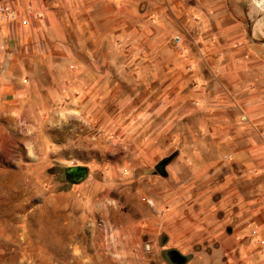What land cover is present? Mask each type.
<instances>
[{"label": "rangeland", "instance_id": "obj_1", "mask_svg": "<svg viewBox=\"0 0 264 264\" xmlns=\"http://www.w3.org/2000/svg\"><path fill=\"white\" fill-rule=\"evenodd\" d=\"M248 4L259 36L245 48L263 51L264 0ZM2 6L15 18L0 10V23L27 29L51 12L70 49L58 50L47 35L22 39L16 29L0 39V264H179L172 251L185 258L181 264H264V232L193 228L205 200L202 217L221 220L217 202L228 193L204 182L185 187L191 176L183 167L180 178L168 172L177 156L188 166L186 152L199 141L161 132L168 121L182 132L184 119L194 128L199 90L218 94L211 57L239 44L218 43L217 29L203 27V13L188 0ZM171 75L184 81L183 92L167 106ZM238 241L257 244L249 262L240 249L227 250Z\"/></svg>", "mask_w": 264, "mask_h": 264}, {"label": "crops", "instance_id": "obj_2", "mask_svg": "<svg viewBox=\"0 0 264 264\" xmlns=\"http://www.w3.org/2000/svg\"><path fill=\"white\" fill-rule=\"evenodd\" d=\"M188 1L192 11L203 13V27L217 29L213 33L218 43L239 46L222 56L216 54L211 57L215 66L218 94L211 97L205 89L199 90L197 96L203 102L199 103V116L193 121L194 128L189 127L185 119L182 132H174V121H168L167 126L161 128V132L173 134L178 139H189L195 143L199 141L198 145L190 147L186 152L191 159L188 166L180 165V158L177 156L168 163L167 171L180 178L177 170L183 167V171L189 172L191 176L190 180L184 181L185 187H200L199 184L204 182L228 193L217 202L218 210L224 211V217L219 221L212 212L202 217L199 208L205 206L206 211L209 201L205 200L194 209L196 215L193 228L197 232L210 231L220 235L224 232L232 236L241 232H264V50L247 51L245 48L248 41L255 43L254 37L259 36V31L255 29L257 25L253 24L254 10L249 6L248 0ZM46 17L48 20L38 21L32 29H27L22 24L10 26L0 23V39L11 29H16L22 39L30 34L47 35L50 39L52 37L58 40V50L68 51L70 48L65 44L62 22L51 12ZM246 29H252L248 35L245 34ZM122 34L125 36L126 32ZM203 78V82H207L205 76ZM166 80L165 90L170 92L167 96L168 106L176 92H183V86H179L184 81L181 82L172 75ZM3 87L1 90L7 92ZM222 87L230 93V98ZM184 97L185 95L181 96V99ZM201 108L213 111L207 115L209 111L202 113ZM208 154L212 158H208ZM218 174L224 177L215 183L212 180L214 178L210 177ZM168 216L172 219L169 223H173L175 217L171 218V213ZM227 220H232V227H227ZM256 245H245L238 241L229 245L227 250L234 247L240 249L241 258L249 262L247 253L256 252Z\"/></svg>", "mask_w": 264, "mask_h": 264}, {"label": "built area", "instance_id": "obj_3", "mask_svg": "<svg viewBox=\"0 0 264 264\" xmlns=\"http://www.w3.org/2000/svg\"><path fill=\"white\" fill-rule=\"evenodd\" d=\"M0 10L5 13L7 16H9L10 19H14L15 18V13L12 12L8 7H0Z\"/></svg>", "mask_w": 264, "mask_h": 264}, {"label": "water", "instance_id": "obj_4", "mask_svg": "<svg viewBox=\"0 0 264 264\" xmlns=\"http://www.w3.org/2000/svg\"><path fill=\"white\" fill-rule=\"evenodd\" d=\"M177 254H178V253H177ZM172 260H173L174 262H176V263L181 264V263H184L185 258H184L182 255L178 254L177 256H176V255H173V256H172Z\"/></svg>", "mask_w": 264, "mask_h": 264}, {"label": "flooded vegetation", "instance_id": "obj_5", "mask_svg": "<svg viewBox=\"0 0 264 264\" xmlns=\"http://www.w3.org/2000/svg\"><path fill=\"white\" fill-rule=\"evenodd\" d=\"M171 253H172V255H176V256L178 255V254H177V253H175L174 251H172Z\"/></svg>", "mask_w": 264, "mask_h": 264}]
</instances>
